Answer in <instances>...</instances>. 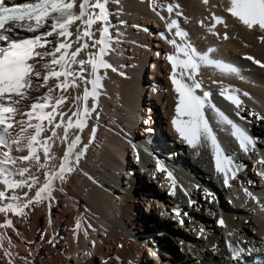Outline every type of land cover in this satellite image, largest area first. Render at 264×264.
<instances>
[{
  "label": "bare ground",
  "instance_id": "bare-ground-1",
  "mask_svg": "<svg viewBox=\"0 0 264 264\" xmlns=\"http://www.w3.org/2000/svg\"><path fill=\"white\" fill-rule=\"evenodd\" d=\"M157 2L162 6L178 3L183 15L175 17L173 13V18L180 21L191 42L200 50L216 48V57L240 68L244 79L224 77L211 68L201 69L200 77L205 88L212 91L213 101L215 98L223 100L220 108L247 128L257 141V150L264 154V121L248 115L253 110L264 115V67L254 62L264 63V42L259 39L262 33L247 30L224 13L222 7H212L220 0H209L208 5L202 0ZM110 9L114 41L118 37L119 42L113 43L114 50L107 58L114 66L118 64L126 75L108 70L99 97V117L94 114L89 126L81 133L83 142H87L91 127L97 126L95 139L77 169L67 174L62 183L56 182L53 199L34 204L26 209L24 217L9 214L15 229L0 231L11 238L14 264H236L239 260L232 258L226 246L228 241L245 247L243 256L253 252L248 253L247 249L264 250V220L249 215L244 204L235 211L230 210L212 181L216 173L210 152L201 150V155L197 156L195 150L183 144L171 129L170 118L174 114L175 101L168 78L171 65L165 54L172 52L173 48L159 35L166 31L165 21L150 9L147 0H120L119 4L112 3ZM157 10L168 16L162 8ZM212 12L225 16L227 21V28L217 25L220 36L207 30L212 23ZM145 28L148 31H144ZM224 32L228 33V39L222 38ZM98 35L97 32V38ZM249 56L254 60L247 59ZM147 61L155 66L154 71L151 69L150 78L144 76V70H148ZM214 80L239 89L246 108L241 115L246 117V121H239L234 106L218 95L220 85L213 83ZM149 85L151 97L145 99L142 92ZM82 91L83 86L80 88ZM244 92L249 96H243ZM66 95L68 100L63 110L74 111L76 91L69 89ZM143 106L150 109V115L143 113ZM148 119L150 123L144 125ZM138 130L140 132L137 133ZM57 131L63 135L62 129ZM143 131L147 136H142ZM44 135H51V132ZM217 135L226 152L235 153L237 161L246 165L233 180L234 186L237 187L239 181L252 180L249 158L252 153L245 155L240 151L230 134L218 130ZM150 139L154 150L147 159L146 173H141L128 152L134 153L140 148L138 146ZM64 147L59 141L53 145L57 164ZM21 154L26 152L14 153ZM158 159L177 181L175 195L170 194L171 181L167 174L156 170ZM122 172L130 174L125 181ZM148 179L159 187L150 184ZM184 190H187V195ZM142 198L150 204V208L144 211L141 209ZM215 198L221 203L224 226L218 223L220 212ZM241 202H244V197H241ZM43 212L45 229L42 234L46 236L41 239L39 215ZM80 215L84 217V226L90 223L95 231L88 229L86 238L81 230L78 239H74L75 219ZM30 217L34 218L33 222L28 221ZM3 219L0 214V222ZM145 221L150 222L149 230ZM161 228H165V232H160ZM145 229L146 232L143 231ZM15 231L21 233V239L25 237V240L15 239ZM227 233L231 235L225 239ZM53 238L54 243L49 244L48 240ZM173 240H180V246ZM92 241H95L94 247ZM4 243L7 246L8 240L5 239ZM0 264H8V257L2 249Z\"/></svg>",
  "mask_w": 264,
  "mask_h": 264
},
{
  "label": "snow or ice",
  "instance_id": "snow-or-ice-1",
  "mask_svg": "<svg viewBox=\"0 0 264 264\" xmlns=\"http://www.w3.org/2000/svg\"><path fill=\"white\" fill-rule=\"evenodd\" d=\"M112 3L119 4L120 0H0V214L4 217L0 230L15 229L10 213L24 217L26 209L34 204L53 199L56 182L62 183L67 174L77 169L95 139L97 126L91 127L87 142H83L81 133L94 114L99 117V97L107 72L126 75L107 58L114 50L113 43L119 42V38L114 41L113 36ZM147 3L165 21L166 31L159 35L173 48L165 54L171 65L168 78L175 101L171 129L183 144L195 150L197 156L201 155V150L209 151L215 173L226 187H231V181L246 165L237 161L235 153L225 151L217 131H227L245 155L257 152V141L242 123L217 106L200 73L203 68H211L221 76L244 79L241 70L216 57V48L200 50L191 42L189 33L177 18H173V13L175 17L183 15L178 3L166 6L157 0H147ZM202 3L208 5L209 0H202ZM212 7H222L224 13L249 31L258 30L262 33L259 39L264 42V0H220ZM158 8L168 16L162 15ZM210 18L208 32L220 36L216 29L217 25L228 27L225 16L212 12ZM72 37L74 39H70ZM222 38L228 39V33L224 32ZM247 59L254 60L251 56ZM254 62L264 67L259 60ZM213 83L220 85L218 95L234 106L239 121H246L241 115L246 108L239 89L223 81L214 80ZM69 89L76 91L75 110L66 112L63 106L68 100ZM243 96L249 93L244 92ZM248 115L264 121V115L254 110ZM59 129L63 131L62 136ZM49 131L51 135H44ZM56 141L65 146L58 164L53 151ZM24 152L26 154L14 155ZM257 163L261 166L257 175L264 179V156ZM156 170L167 174L171 181L170 194L175 195L177 181L173 173L159 159ZM184 191L187 195V190ZM243 191L248 198L261 204L247 188ZM261 208L264 209V204ZM218 223L225 225L222 217ZM88 229H92V225L88 223L85 227L83 215L77 216L74 239H78L81 230L87 238ZM45 236L42 234L41 239ZM54 239H49L48 243L53 244ZM91 244L94 247L95 241ZM11 245V238L0 231V249L8 257V264H14ZM227 247L234 260H239L246 251L238 242H229ZM254 250L247 249V252Z\"/></svg>",
  "mask_w": 264,
  "mask_h": 264
},
{
  "label": "rangeland",
  "instance_id": "rangeland-1",
  "mask_svg": "<svg viewBox=\"0 0 264 264\" xmlns=\"http://www.w3.org/2000/svg\"><path fill=\"white\" fill-rule=\"evenodd\" d=\"M120 51V49H117V52H119ZM121 52V51H120ZM148 68V70H144V76H146L147 78H150L151 77V75H150V73H151V70H150V66L149 65H147L146 66V69ZM149 87V86H148ZM144 92H142V97L143 98H145V99H148V98H150L151 97V89H148V88H146V89H144L143 90ZM148 108V107H147ZM142 110H143V113H146L145 115H150L149 113H148V111L146 110V106H143L142 107ZM150 110V109H149ZM151 112V111H150ZM138 132H140L139 130L137 131V133ZM172 145V144H171ZM133 151H130V152H128V155H129V158L131 159V160H134L135 158H133L134 156H133ZM153 161H155V159L153 160ZM122 175H123V178H124V181H125V178H127V177H130V174L128 175V173L126 174L125 172H122ZM128 179V178H127ZM150 183V182H149ZM150 184H153V182L152 183H150ZM153 186H155V187H159L158 185H156L155 183L153 184ZM141 206V205H140ZM141 209L144 211L145 209H144V207L143 206H141ZM34 211H37V208H34ZM45 212H43V213H40V215H39V236L42 234V232L44 231V227H45V214H44ZM33 220H34V218L33 217H30L29 219H28V221H31V222H33ZM149 221V220H148ZM30 222V223H31ZM146 223H147V230H149L150 229V222H147V221H145ZM165 230L166 229H164L163 231H161L160 230V232H165ZM143 231H145L146 232V229L145 230H143ZM16 234V235H15ZM14 235H15V239H17V240H25V237H23L22 239H21V236H22V234L21 233H17L16 231L14 232ZM148 235V233L146 234V236ZM148 237V236H147ZM117 245V244H116ZM116 245H115V247H116Z\"/></svg>",
  "mask_w": 264,
  "mask_h": 264
}]
</instances>
